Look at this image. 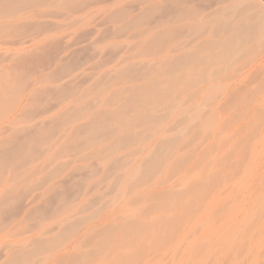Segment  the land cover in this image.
I'll list each match as a JSON object with an SVG mask.
<instances>
[{"label": "rangeland", "instance_id": "rangeland-1", "mask_svg": "<svg viewBox=\"0 0 264 264\" xmlns=\"http://www.w3.org/2000/svg\"><path fill=\"white\" fill-rule=\"evenodd\" d=\"M45 1L0 2V264H264V0Z\"/></svg>", "mask_w": 264, "mask_h": 264}, {"label": "bare ground", "instance_id": "bare-ground-1", "mask_svg": "<svg viewBox=\"0 0 264 264\" xmlns=\"http://www.w3.org/2000/svg\"><path fill=\"white\" fill-rule=\"evenodd\" d=\"M41 1L43 2V1H45V0H1L0 2L3 3L4 6L6 7V12H7V13H9V12H13V11H15V12L17 11V15H18V12H19V11H22V9H23V11H25V8H26V10H27L28 7H29L30 5H32V4L36 3V2L39 3V2H41ZM46 1H47V0H46ZM46 1H45V2H46ZM48 1H49V0H48ZM61 1H62V2L65 1V3H68V5H71L72 7H80V6H82L83 4H85V1H86V0H61ZM61 1L58 0V2H61ZM127 1H128V0H127ZM129 1H130V0H129ZM148 1L153 2L154 0H147L146 2H148ZM162 1H163V0H162ZM42 2H41V4H42ZM87 2H88V0H87ZM122 2H124V1H123V0H122V1L120 0V1L117 2V4L120 5L119 3L122 4ZM38 3H36V4L38 5ZM46 3H47V2H46ZM65 3H64V4H65ZM138 3H140V2H138ZM149 3H150V2H149ZM36 4H35V5H36ZM39 4H40V3H39ZM87 4H88V3H87ZM87 4H86V5H87ZM111 4H112V3H111ZM127 4H128V2H127L126 4H122L121 6L126 5V6L128 7ZM129 4H131V3L129 2ZM35 5H34V6H35ZM114 5H115V4H114ZM149 5H151V4H149ZM149 5H148V6H149ZM159 5H160V4H159ZM159 5H158V6H159ZM83 6H85V5H83ZM110 6H111V5H110ZM126 6H125V7H126ZM119 7H120V6H119ZM125 7H123V8H125ZM151 7H153V4L151 5ZM81 8H82V7H81ZM120 8H121V7H120ZM123 8H121V9H123ZM152 9H153V8H152ZM119 10H120V9H119ZM119 10H118V11H119ZM15 12H14V13H15ZM25 12H27V11H25ZM29 12H30V11H29ZM117 13H118V12H117ZM20 14L22 15L21 12H20ZM20 14H19V15H20ZM15 15H16V14H15ZM17 15H16V16H17ZM21 15H20L19 17H21ZM23 15H25V14H23ZM23 15H22V17H26V16H23ZM26 15H27V14H26ZM123 15H124V14H123L122 10H120L119 13L116 15V18L122 17ZM9 16H10V15H9ZM22 17H21V18H22ZM14 18H15V17H14ZM21 18H20V19H21ZM26 18H27V17H26ZM15 19H17V18H15ZM23 19H24V18H22L21 20H23ZM11 20H12V19H11ZM24 20H25V19H24ZM15 21H16V20H15ZM17 21H18V20H17ZM9 22H10V21H9ZM14 23H15V22H14ZM14 23H13V24H14ZM17 23H18V22H17ZM37 46H38V45H37ZM33 51H34V50H33ZM35 51H36V50H35ZM37 52H38V50H37ZM15 71H16V70H15ZM21 73H22V72H21ZM22 76H24V75H22ZM19 78H20V77H19ZM21 78L24 79V77H21ZM21 78H20V79H21ZM22 83H23V82H22ZM21 86H22V85H21ZM19 87H20V86H19ZM7 88H8V87H7ZM5 90H6V89H5ZM5 90H4V91H5ZM8 91H9V90H8ZM3 97H4V96H3ZM3 97H2V98H3ZM2 98H0V100H1V102H0V106H3V105L5 104V103H4V99H2ZM6 98H7V97H6ZM7 99H8V98H7ZM1 103H4V104L2 105ZM3 108H4V106H3ZM105 115H106V114H105ZM107 115H108V114H107ZM99 121H101V120H99ZM95 122H96V121H95ZM92 124H93V123H91V125H92ZM95 125H97V124L95 123ZM95 125L93 124V127H94ZM96 128H97V127H96ZM98 128H100V126H99ZM98 128H97V129H98ZM83 129H85V128H83ZM87 129H88V128H87ZM83 131H84V130H83ZM34 133H35V132H33V134H34ZM37 134H38V133H37ZM26 135H27V134H26ZM38 135H39V134H38ZM33 136H34V135H33ZM33 136H32V137H33ZM26 137H27L26 139L24 138L26 141H28V140H27V139H29L28 137L31 138L30 134H28ZM35 137H36V136H35ZM13 139H14V138H13ZM38 139H39V138H38ZM16 140L18 141L17 138H16ZM40 140H41V139H40ZM19 141H22V140H19ZM32 141H33V140H32ZM6 142H7V141H6ZM15 142H16V141H15ZM9 143L12 144V143H14V141H12V142L8 141V145H7V146L10 145ZM18 143H19V142H18ZM23 143H24V142H23ZM23 143H22V145H23ZM30 143H31V142H30ZM37 143H38V142H37ZM19 144H21V142H20ZM28 144H29V143H28ZM28 144H27V145H28ZM38 144H39V143H38ZM35 145H37V144L35 143ZM7 146H4V148L7 147ZM2 147H3V146H1V149H2ZM32 147H33V146H32ZM37 147H38V146H37ZM4 148H3V150H4ZM7 149H8V148H7ZM3 150L0 151V158H2L3 156L5 157L6 154H9V153L6 151V148H5L6 153H5V151H3ZM8 150H9V149H8ZM10 151H11V148H10ZM13 151H14V149H13ZM1 152H3L4 154L1 153ZM1 154H3L2 157H1ZM6 156H7V155H6ZM8 156H10V155H8ZM8 156H7V157H8ZM4 157H3V158H4ZM7 157H6V158H7ZM2 160L5 161V159H2ZM2 160H1V161H2ZM1 163H2V162H0V165L2 166ZM56 195H57V194H56ZM2 198L4 199V197H2ZM5 198H6V197H5Z\"/></svg>", "mask_w": 264, "mask_h": 264}]
</instances>
